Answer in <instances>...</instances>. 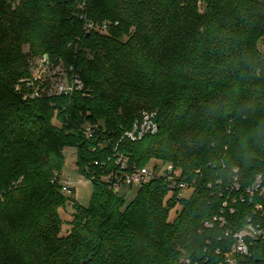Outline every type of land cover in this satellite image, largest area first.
Segmentation results:
<instances>
[{
  "label": "trees",
  "instance_id": "trees-1",
  "mask_svg": "<svg viewBox=\"0 0 264 264\" xmlns=\"http://www.w3.org/2000/svg\"><path fill=\"white\" fill-rule=\"evenodd\" d=\"M42 57L82 89L32 98L20 81ZM145 111L159 130L133 141ZM68 148L88 207L62 192ZM119 157L155 173L129 202L102 179ZM259 177L264 0H0V264H224L228 231L264 230V199L246 193ZM215 217L226 224L204 228ZM239 264H264V238Z\"/></svg>",
  "mask_w": 264,
  "mask_h": 264
},
{
  "label": "built area",
  "instance_id": "built-area-1",
  "mask_svg": "<svg viewBox=\"0 0 264 264\" xmlns=\"http://www.w3.org/2000/svg\"><path fill=\"white\" fill-rule=\"evenodd\" d=\"M84 7L85 3L80 5L81 9H83ZM66 74L68 76V81L65 83L63 81V78H60L59 82L57 83V91L54 93V95H71L76 90L82 89L83 84L80 77H78L77 75L70 76L68 72H66ZM158 130L159 126L156 122V114L145 111L137 116L133 124V129L130 132L126 133V136L133 141H137L142 139L144 136L156 134ZM84 131L89 138H92L96 133L95 127L89 125L84 126ZM116 165L121 169L117 172H111L110 174L103 176L102 179L109 184V187L111 189H115L118 191L123 187L131 188L140 186L141 184L148 182L155 176L154 171L148 167L138 168L136 166H133L132 168H129L128 161L124 157H119L116 161ZM170 173L171 172L163 173L162 176H167L169 181L172 182L173 187L178 186L183 191L189 190V185L187 183H177V181H175V177H172ZM61 185L62 192L68 195H71L73 193V190L75 189L74 184L69 180L63 179L61 181ZM246 193L250 196L259 194V196L264 199V187L261 186L260 177L252 187L246 190ZM257 209L261 210L262 206H257ZM216 222H218L221 226H224L226 224V221L223 217H215L213 220L205 222L204 228L212 229L214 228ZM226 236L232 238V243L230 245L229 253H227L225 256L224 264H239L240 259L250 256L251 246L258 239L264 238V230L259 226H254L249 221V224H247L241 231H228L226 233ZM184 264L199 263H193L191 260L186 259L184 260Z\"/></svg>",
  "mask_w": 264,
  "mask_h": 264
},
{
  "label": "rangeland",
  "instance_id": "rangeland-1",
  "mask_svg": "<svg viewBox=\"0 0 264 264\" xmlns=\"http://www.w3.org/2000/svg\"><path fill=\"white\" fill-rule=\"evenodd\" d=\"M21 0H8V3L12 8L17 7L20 4ZM198 9L200 13H203L205 10V5L203 3H198ZM105 32V31H104ZM25 53H29V47L25 46L23 48ZM48 58V57H47ZM46 57L42 58H29L28 62L30 65L31 76L27 78L28 80H21L20 82H25L26 87L32 88V98H44L50 94H54L57 91V83L60 78H63V81L66 83L68 81V76L66 74L67 70L61 65H51L50 62H47ZM20 86L16 87V90L20 91ZM56 125H58L55 122ZM66 158L65 167L62 171V180H69L74 184L75 187V200L76 202L83 206L88 207L90 199L92 196L93 187L92 184L85 179L84 176L80 173L76 163H77V151L73 148H68L64 151ZM153 164H158L159 162H152ZM139 186L133 187L132 189H121V191L126 194V200L129 202L136 197ZM190 190L183 191V195L188 196L187 193ZM179 210V207H176L171 210L169 220L173 221L176 216V212ZM61 218L64 221V226L62 230V235H66L69 231L68 223L72 219L74 214V209L72 206H67V209H62L60 211ZM184 252V251H183Z\"/></svg>",
  "mask_w": 264,
  "mask_h": 264
}]
</instances>
